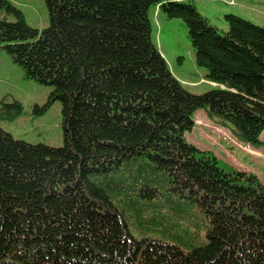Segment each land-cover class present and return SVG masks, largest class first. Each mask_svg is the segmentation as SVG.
<instances>
[{"label": "trees", "instance_id": "trees-1", "mask_svg": "<svg viewBox=\"0 0 264 264\" xmlns=\"http://www.w3.org/2000/svg\"><path fill=\"white\" fill-rule=\"evenodd\" d=\"M45 4L39 31L0 0V46L53 86L63 137L31 143L0 126V264H264V182L184 135L202 109L261 143L264 27L227 13L220 30L190 0ZM151 4L185 22L216 86L192 93L173 75ZM7 107L0 118L19 112Z\"/></svg>", "mask_w": 264, "mask_h": 264}, {"label": "rangeland", "instance_id": "rangeland-1", "mask_svg": "<svg viewBox=\"0 0 264 264\" xmlns=\"http://www.w3.org/2000/svg\"><path fill=\"white\" fill-rule=\"evenodd\" d=\"M8 1L22 12L28 24L39 31L48 25L45 0ZM190 1L220 30L228 27L225 20L227 13L236 14L264 27V0ZM9 18L12 19V16ZM149 18L152 40L182 85L192 93H203L216 86L207 79L206 69L195 60L185 22L181 18L168 17L155 4L150 5ZM52 89V85L27 78L21 66L0 46V100L8 104V110H19L17 113H10L9 117L2 113L0 126L4 130L26 142L62 145V104L58 99L49 100ZM14 102L18 103L19 109L13 105ZM193 119L195 123L192 129L184 134L187 141L213 152L225 166L254 172L264 182V130L260 135L261 143L253 145L239 141L228 127L210 121L202 109L193 113ZM191 212L192 217L196 218L197 213Z\"/></svg>", "mask_w": 264, "mask_h": 264}]
</instances>
